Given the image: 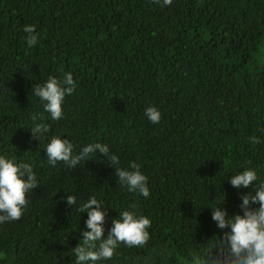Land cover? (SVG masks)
Returning <instances> with one entry per match:
<instances>
[{"label": "trees", "instance_id": "1", "mask_svg": "<svg viewBox=\"0 0 264 264\" xmlns=\"http://www.w3.org/2000/svg\"><path fill=\"white\" fill-rule=\"evenodd\" d=\"M0 264H264V0H0Z\"/></svg>", "mask_w": 264, "mask_h": 264}]
</instances>
